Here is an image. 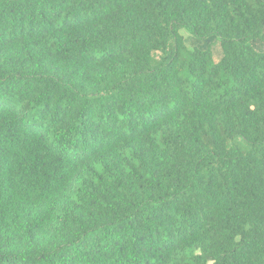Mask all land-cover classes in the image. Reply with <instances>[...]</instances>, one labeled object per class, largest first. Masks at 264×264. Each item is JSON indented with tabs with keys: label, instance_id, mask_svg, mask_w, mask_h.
<instances>
[{
	"label": "trees",
	"instance_id": "16d2710c",
	"mask_svg": "<svg viewBox=\"0 0 264 264\" xmlns=\"http://www.w3.org/2000/svg\"><path fill=\"white\" fill-rule=\"evenodd\" d=\"M0 264H264V0H0Z\"/></svg>",
	"mask_w": 264,
	"mask_h": 264
}]
</instances>
